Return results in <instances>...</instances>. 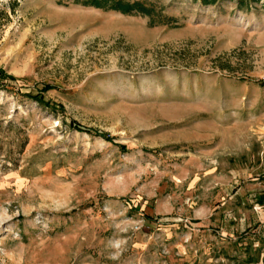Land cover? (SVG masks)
<instances>
[{
    "label": "rangeland",
    "instance_id": "obj_1",
    "mask_svg": "<svg viewBox=\"0 0 264 264\" xmlns=\"http://www.w3.org/2000/svg\"><path fill=\"white\" fill-rule=\"evenodd\" d=\"M142 1L0 0V264H264L263 0Z\"/></svg>",
    "mask_w": 264,
    "mask_h": 264
},
{
    "label": "trees",
    "instance_id": "obj_2",
    "mask_svg": "<svg viewBox=\"0 0 264 264\" xmlns=\"http://www.w3.org/2000/svg\"><path fill=\"white\" fill-rule=\"evenodd\" d=\"M202 4L212 5L218 0H200ZM250 2H259L261 0H248ZM247 0H238V6L243 7L246 5L248 7ZM74 3H80L84 6H90L93 8H98L101 10H112L117 11L122 14H138L142 16H147L153 23L156 21L158 24H171L175 22L174 17L163 15L161 9H156V6L152 3H146L142 0H74ZM264 7V0L262 3ZM157 19V20H155Z\"/></svg>",
    "mask_w": 264,
    "mask_h": 264
}]
</instances>
